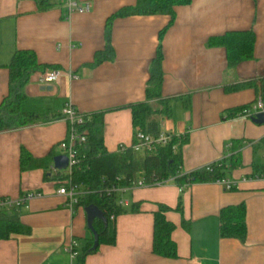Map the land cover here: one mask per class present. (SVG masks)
<instances>
[{"label":"crops","instance_id":"1","mask_svg":"<svg viewBox=\"0 0 264 264\" xmlns=\"http://www.w3.org/2000/svg\"><path fill=\"white\" fill-rule=\"evenodd\" d=\"M65 0H0V104L8 96L5 67L16 51H31L46 70L60 72L54 83L32 75L24 93L45 106L54 101L72 105L85 115H103V145L108 153L133 141L131 107L145 101V89L159 45L165 16H130L113 20L110 59L94 65L105 50L107 19L136 0H75L90 11L66 15ZM252 31L253 59L227 66L222 48L208 42L228 32ZM163 73L161 96L172 114L155 117L160 132L185 140L181 146L183 174L223 161L225 191L218 183H196L180 191L174 184L137 188L124 193L122 212L110 221L114 245H99L82 264H264V181L252 177L253 147L264 162V124L238 113L264 97V0H191L178 8L173 24L160 40ZM250 86L234 89L245 83ZM234 87V88H233ZM60 109V108H59ZM62 110V109H61ZM62 120L0 133V199H18L35 192L40 197L9 214L26 232L0 240V264H77L65 252L70 241L81 252L90 233L84 207L70 210L56 194L60 181L51 167L21 172L20 152L35 159L58 156L67 135ZM239 153L235 166L229 158ZM229 165V166H228ZM181 196V211H175ZM244 206L247 234L243 241L220 236V212ZM170 210L175 259L152 253L154 213ZM111 225V226H110Z\"/></svg>","mask_w":264,"mask_h":264},{"label":"trees","instance_id":"2","mask_svg":"<svg viewBox=\"0 0 264 264\" xmlns=\"http://www.w3.org/2000/svg\"><path fill=\"white\" fill-rule=\"evenodd\" d=\"M49 0H39L42 9H47ZM191 0H136L134 6L125 7L111 15L105 26V50L96 53L94 65H98L110 59L112 48L109 42L111 24L113 20L130 16H165L169 18L168 25L159 33V45L155 59L151 65L150 77L145 89V101L132 106V127L144 135L157 137L160 133L158 121L155 117H170L172 109L170 101L161 96L162 84V51L160 40L165 30L175 20L176 10L187 6ZM255 36L252 31L228 32L219 37H213L208 45L211 48H222L226 54L227 66L236 67L242 62L253 59ZM1 67V64H0ZM9 72L8 96L0 104V133L15 131L31 125H37L62 119L61 109L64 103L54 101L53 106H45L40 100L31 99L24 93L25 86L29 83L33 74L44 72L46 67L39 65L35 54L31 51H16L10 62L5 66ZM248 82L240 87L250 86ZM264 101V97H262ZM245 107L231 111L228 118H234ZM60 108V109H59ZM92 118L79 127L87 138L86 145L80 149V163L72 174V182L81 185L84 190L94 192L85 195L79 200L78 207L95 205L101 210L107 220L105 226L101 220L93 222V228L98 235V246L93 247V236L89 238L77 258V264H82L85 256L97 251L99 245H114L115 233L109 228L110 215L117 216L122 212L120 205L116 203V197L99 194L98 191L111 185L129 186L133 182L143 179L144 183L151 185L155 182L170 181L183 190V187L196 183H215L226 179V164L213 163L210 170L201 168L191 173L180 172L182 165L181 146L185 140L173 137L165 146H158L152 153H136L131 148L124 151L108 153L103 145V115L93 114ZM134 136V135H133ZM264 144V140L262 142ZM177 146L174 150L173 147ZM259 147H253L252 177L259 178L264 174V162L257 156ZM239 153L232 155L229 168L235 166ZM55 153H50L46 158L35 159L24 150L20 152L21 172L34 169H48L52 165ZM55 179H63L60 174ZM116 178L120 181L117 183ZM232 188L230 191H233ZM181 190V192H182ZM5 198H1L3 200ZM181 196L175 211H181ZM21 207L4 208L0 210V240H8L12 235L25 233L26 230L17 218L9 214ZM170 209L160 206L154 213L152 253L156 256L175 259L177 257L176 245L171 239L174 226L166 220L165 213ZM220 236L243 241L247 230L245 224L244 206L226 207L220 212Z\"/></svg>","mask_w":264,"mask_h":264},{"label":"built area","instance_id":"3","mask_svg":"<svg viewBox=\"0 0 264 264\" xmlns=\"http://www.w3.org/2000/svg\"><path fill=\"white\" fill-rule=\"evenodd\" d=\"M63 5L66 10V15L68 16L73 13L84 14L90 11V4L86 2L79 3L75 0H65ZM59 77L60 72L53 69L46 70L42 72L41 82L54 83L59 79ZM260 113H264V101L262 100V97L257 98L250 106L244 108L240 112V115L245 118L252 119ZM61 114L62 120L67 123L68 130L66 138L58 144L57 149L59 153L58 155L66 156L68 164L67 168L62 171H58L53 167H51V170L53 174H60L62 177H64L62 181H60V186L58 187L56 194L65 199V206L72 211L76 207H78L79 200L82 197L90 193H94L86 191L81 185H75L72 182V174L80 163V149L84 145H86L87 142L84 131H80L79 127L87 123L92 118V116L81 114L70 104L64 105ZM173 137L175 136L168 132H160L157 137H152L150 135H144L141 132L136 131L133 136L132 144L129 147L120 145L118 147V150L124 151L127 148H131L134 152L139 154L152 153L158 146H165L166 144H168ZM176 147L177 146H174L173 149L175 150ZM211 166L212 164H209L204 166L203 168L206 170H210ZM256 179H261L264 181V174ZM115 180L117 183L120 181L119 178H116ZM171 183L172 180L155 182L151 185H147L144 183L143 179H140L136 182H133L129 186L111 185L106 189L98 191V193H105V195L109 197L114 196L116 197V203L118 205H122L124 201L122 200L121 196L128 191L137 188L162 186ZM215 183L221 185L225 191H230L232 188H235V184L231 183L227 179H221L216 181ZM183 189H185V187H183ZM181 190L182 189L180 188V191ZM40 196V193L30 192L21 195L16 200H11L8 198H5L3 200L0 199V210L4 208L22 207L26 204L27 201ZM113 219L114 215H110V221ZM65 252L68 254L72 262L76 261L79 256L76 241H70L65 249Z\"/></svg>","mask_w":264,"mask_h":264},{"label":"water","instance_id":"4","mask_svg":"<svg viewBox=\"0 0 264 264\" xmlns=\"http://www.w3.org/2000/svg\"><path fill=\"white\" fill-rule=\"evenodd\" d=\"M252 121L256 124H264V113H260L252 118ZM67 158L64 155L55 156L52 160V167L58 171H62L67 168ZM84 212L86 215V226L89 232L93 236V247L95 249L98 246V235L93 228V222L98 219L103 222V224L107 225V220L101 210H99L95 205H88L84 207Z\"/></svg>","mask_w":264,"mask_h":264},{"label":"rangeland","instance_id":"5","mask_svg":"<svg viewBox=\"0 0 264 264\" xmlns=\"http://www.w3.org/2000/svg\"><path fill=\"white\" fill-rule=\"evenodd\" d=\"M111 224V223H110ZM111 226V225H110Z\"/></svg>","mask_w":264,"mask_h":264}]
</instances>
